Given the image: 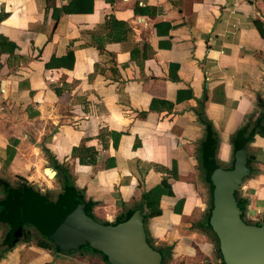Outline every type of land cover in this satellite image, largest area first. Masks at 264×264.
Listing matches in <instances>:
<instances>
[{
  "label": "crops",
  "instance_id": "0c3cea01",
  "mask_svg": "<svg viewBox=\"0 0 264 264\" xmlns=\"http://www.w3.org/2000/svg\"><path fill=\"white\" fill-rule=\"evenodd\" d=\"M0 18L14 47L0 54V264L101 258L37 246L49 239L46 206L66 193L45 198L54 189L31 174L35 154L65 167L106 222L165 180L172 194L143 209L155 245L171 251L168 263L207 261V171L231 168V142L253 131L264 99V0H0ZM81 147L91 163L73 156ZM245 150L239 198L246 219L264 224V137Z\"/></svg>",
  "mask_w": 264,
  "mask_h": 264
},
{
  "label": "water",
  "instance_id": "95a60500",
  "mask_svg": "<svg viewBox=\"0 0 264 264\" xmlns=\"http://www.w3.org/2000/svg\"><path fill=\"white\" fill-rule=\"evenodd\" d=\"M46 171L56 179V170L47 167ZM248 176L245 148L235 152L232 168L223 169L214 164L207 171L211 200L209 226L218 240L224 264H264V224L248 222L237 202L241 184ZM86 208L85 201L73 192L66 193L59 204L46 206L45 213L52 220L45 228L49 239L62 252L70 254L86 248L101 254L109 264L161 263V253L147 241L139 210L116 225H105L90 217ZM14 235L16 243L21 229Z\"/></svg>",
  "mask_w": 264,
  "mask_h": 264
},
{
  "label": "trees",
  "instance_id": "16d2710c",
  "mask_svg": "<svg viewBox=\"0 0 264 264\" xmlns=\"http://www.w3.org/2000/svg\"><path fill=\"white\" fill-rule=\"evenodd\" d=\"M64 10L66 12H70L69 8H64ZM56 12V11H55ZM1 21V18H0ZM256 24L259 25V22H257ZM259 32L261 33L262 36H264V31H262L261 27H257ZM10 47V48H9ZM14 47L13 44L8 43L5 39H3L2 37H0V54L4 51H10L13 52ZM256 110L254 112V116H253V121H249V125H252L253 131L249 132V126H244L240 129L239 131V135H241L239 138L235 137L233 139V141L231 142V144L233 145V153L237 152L239 149L241 148H246L248 146V144L252 141L254 135H260L261 137H264V99L262 97H257V103H256ZM89 149L85 148V147H81L79 149H74L73 150V156L77 157L79 159V162L81 164H89L91 163V161L94 158V153L91 151L89 153ZM89 158V160H86V158ZM55 168H60L57 169L58 173H57V177H62V181L67 183L65 185L62 186L63 192L62 193H68V190H71V192H73L75 195H77L78 197H80L81 199L84 200V197L82 196V194L80 192L77 191V189L75 188V186H73L72 184L68 183L69 181H71V177H69V173L66 170L65 167H59L58 165ZM232 168V166H231ZM61 173H63L61 175ZM174 178H177V175L174 174L173 175ZM208 180V179H206ZM208 182V181H207ZM0 184L5 188L8 184L0 179ZM168 186L167 182L165 180H163L159 185H157L156 187H154L153 189L144 192L140 198L139 201H133L132 203H130L129 205L124 204L123 206L126 207V212L123 218H120L119 220H117L115 223L111 224V225H116L122 221H124L129 214H131L132 212L136 211V210H142L143 206H146L148 208H151V206L153 207L154 205H156L161 196L165 195V194H169L171 195L172 192L170 191V189H165V187ZM169 188V187H168ZM167 190V191H166ZM209 196H210V192H209ZM45 198H47L48 200H50V196H46ZM59 198V197H58ZM241 199H237V202L241 208V210L244 212L245 211V207L244 204L242 202L244 201H240ZM85 201V200H84ZM210 202L208 204L207 210H206V215H205V220H204V230L206 229V234H209L212 236L214 244L217 247V252L219 254V258H221L220 255V251L218 248V240L215 236V234L213 233V231L211 230L210 226H209V209H210ZM86 203V202H85ZM87 205V204H86ZM91 206H94L95 203H90ZM87 214L92 217V215H90L88 206L86 208ZM157 214H159L158 211L154 210L150 213V217L152 216H156ZM244 214V213H243ZM95 219V218H94ZM96 220V219H95ZM98 221V220H96ZM99 222V221H98ZM105 225H109L108 223H104ZM28 225V224H25ZM22 223L20 226H18V228L21 229V232H24V226ZM254 225H259V224H254ZM205 233V232H204ZM38 240H37V246L43 249H48V250H53L55 251L56 254H64V252H62L57 246H55L53 244V242L48 239L47 237H43L41 235H38ZM148 240V238H147ZM148 243L157 251H159L161 253V263L160 264H168V259H169V250L167 248L164 247H160L158 245H155L154 242L152 241V244L150 243V241L148 240ZM10 248H12V246L8 247V249L6 251H8ZM87 250L89 252H91L92 254L95 255H100L99 253L93 251V250H89L86 248H81V250ZM80 250V251H81ZM77 251V252H80ZM76 253V252H73ZM103 262L105 264H109L107 262V259L105 257H103ZM224 264V263H223Z\"/></svg>",
  "mask_w": 264,
  "mask_h": 264
},
{
  "label": "rangeland",
  "instance_id": "374dc122",
  "mask_svg": "<svg viewBox=\"0 0 264 264\" xmlns=\"http://www.w3.org/2000/svg\"><path fill=\"white\" fill-rule=\"evenodd\" d=\"M41 158H44L43 156H41V155H38L37 156V154H35V155H32L31 157H30V160H31V162H32V164H35L36 166H32V169H31V174H33L34 175V173H36V176H34V177H37V180H39V185H40V187H41V189H43L44 191H46V189H54L53 191H54V193H46V194H44L45 196H54L55 198L58 196V190L59 189H61L62 187L61 186H63V185H65V184H67V183H65V182H63L62 181V177H57V179H52V174H51V172H49V171H46V172H44L43 173V169L44 168H47V167H54V165L49 161V158L48 157H45L46 159L45 160H42ZM44 161V162H43ZM219 167H222V166H219ZM222 168H224V166L222 167ZM36 170V171H35ZM30 173H29V175H31ZM45 174V175H44ZM62 175V174H61ZM69 177H71V181H69L68 183H70V184H72L73 186H75V183H74V180H72V175H70L69 174ZM17 179V177L15 178V182H17L18 180H16ZM33 181H34V178H33ZM36 183H37V181H35ZM75 188L77 189V191L78 192H80L81 194H82V196L84 197V200L86 201V203H87V206H88V209H89V212H90V215H92V217L93 218H95L96 220H98L99 222H102V223H108V224H113V223H115L117 220H119L120 219V212H119V214H117L116 215V213L114 212L113 213V217H112V222H106L104 219H100V216H99V212L98 211H94V206H91L90 205V202H91V199H90V197L88 196V193H86V191L84 190V189H79L77 186H75ZM197 190H198V193L200 194V196L203 198V202H204V204H206L207 205V202L209 201V198H208V196H207V191L206 192H203V191H201L199 188H197ZM238 198H239V194H238ZM240 199V198H239ZM143 209H144V206H143ZM141 210L140 212H141V214L143 215V218H144V228H145V230H146V235H147V238H148V240L150 241V243L152 244V241L154 242V244H156L155 242V240L152 238V236H151V234H150V232H149V230H148V226H147V223H148V215H146L145 213H144V210ZM244 214V216L245 217H247L246 215H247V213L244 211L243 212ZM21 214L23 215V216H27V213H26V209H21ZM200 215H198L197 216V218L199 217ZM115 217V218H114ZM245 217H243L244 219H245ZM247 221H249V222H251V223H255V222H258V221H256V219L254 220V219H252V218H247L246 219ZM160 245V247H161V245L162 244H159ZM213 250H214V252H213V254H211V250L209 251V253H208V258H207V261L206 260H204L202 263L203 264H220V262H219V260L221 259V258H219V254H218V252H217V247H216V245H214L213 244ZM171 252V251H170ZM169 252V253H170ZM64 254L66 255L67 253L66 252H64ZM170 256L172 257V255L170 254ZM211 257V258H210ZM94 258H95V262H94V260H93V264H104V262H102L101 261V258L99 257V256H94ZM98 260H100V262L98 261ZM171 262H172V260H171ZM168 263V264H173V263ZM206 262V263H205ZM167 264V263H166ZM175 264H184V263H182V262H179V261H177V262H175Z\"/></svg>",
  "mask_w": 264,
  "mask_h": 264
},
{
  "label": "flooded vegetation",
  "instance_id": "af4514ba",
  "mask_svg": "<svg viewBox=\"0 0 264 264\" xmlns=\"http://www.w3.org/2000/svg\"><path fill=\"white\" fill-rule=\"evenodd\" d=\"M251 223V222H250ZM252 224H260V223H252ZM147 237V235H146ZM148 241V240H147ZM220 264H223V262H221V259H220Z\"/></svg>",
  "mask_w": 264,
  "mask_h": 264
}]
</instances>
